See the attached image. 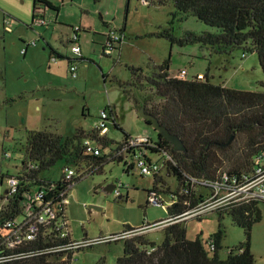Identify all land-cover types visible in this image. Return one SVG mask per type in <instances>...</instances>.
Returning a JSON list of instances; mask_svg holds the SVG:
<instances>
[{"label": "rangeland", "instance_id": "rangeland-1", "mask_svg": "<svg viewBox=\"0 0 264 264\" xmlns=\"http://www.w3.org/2000/svg\"><path fill=\"white\" fill-rule=\"evenodd\" d=\"M35 1L41 9L38 15L49 22L48 26L34 22ZM171 22L177 39H183L188 32L220 33L193 15L177 11L172 0L151 5L140 0H0V174L16 175L22 170L28 160L29 133L42 131L64 137H72L80 129L90 133L97 127L102 111L108 108L114 109L115 121L131 137L158 141V132L140 116L134 97L142 99L154 91L149 87L144 93L133 89L129 96L120 88V83L131 84V67L142 68L146 76H152L156 66L170 60L172 75L186 70L189 79L203 74L214 85L263 91L264 73L257 53L237 50L231 55L219 54L199 44H171L157 37ZM73 27L83 28L80 55L74 54L69 44ZM109 29L120 35L123 43L106 54L103 43ZM52 50L57 61L51 59ZM71 64L77 65V77L71 74ZM114 123L111 121L106 137L121 142L125 138L123 131ZM65 166L59 164L45 176L58 182ZM230 169L231 164L225 160L223 171ZM156 178L157 188L166 198L164 207L147 205L155 178L143 177L137 169L126 173L120 161L105 165L103 170L98 168L94 175L78 181L66 206L73 240L119 236L127 227L140 229L166 221L178 184L167 168ZM198 191L206 196L204 188ZM223 207L219 205L201 218L186 220L188 239L194 241L201 236L209 242L218 231L217 212ZM259 209L262 220L252 229L251 253L257 264H264V200L259 201ZM223 224L226 237L220 257L225 260L229 251L246 238L243 229L235 226L229 216H225ZM166 226L137 231L127 239L146 235L159 246ZM206 248L212 255L208 244ZM123 254V241L103 243L76 252L71 264H99L102 260L103 264H117Z\"/></svg>", "mask_w": 264, "mask_h": 264}, {"label": "trees", "instance_id": "trees-1", "mask_svg": "<svg viewBox=\"0 0 264 264\" xmlns=\"http://www.w3.org/2000/svg\"><path fill=\"white\" fill-rule=\"evenodd\" d=\"M146 5L154 2L165 4L169 0H140ZM175 8L182 14L193 15L199 21L220 31L219 34L204 33L197 35L188 32L183 39H177L172 28L160 31L157 37L167 39L171 44L180 46L199 44L210 47L219 54H233L237 50L257 53L260 66L264 73V0H172ZM49 6L48 3H46ZM40 7L34 2V22L44 18ZM58 11V10H57ZM117 50V49H115ZM52 50L51 59L57 57ZM69 62L72 60L67 58ZM170 60L156 66L155 74L146 76L142 68L131 67V84L120 83L124 95H131L133 89L144 93L146 87L153 94L136 97L139 109L142 102L146 112L158 119L172 134L178 136L186 147L185 153H179L174 146L158 134L154 153L167 152L172 155L175 164L167 165L169 176L177 180L178 189L173 196L177 203L167 208L168 219L174 221L203 201L186 176L196 179L216 181L226 173L230 177H241L253 172L254 158L264 152V82L262 92L239 91L225 86L214 85L208 75L205 81H188L174 78L170 74ZM150 126L151 123L146 121ZM115 127L121 129L115 122ZM122 130V129H121ZM123 131V130H122ZM124 140L116 142L106 136L101 137L95 130L90 133L78 130L72 137L53 133L33 131L26 142L28 163L39 165L31 170L24 181L28 183L25 191L38 185L39 177L59 164L75 165L85 168L86 174L94 175V170L118 161L111 156H94L87 153L84 141L90 139L100 145L102 151H120L131 137L123 131ZM232 141L230 142V140ZM231 164V169L223 171L224 161ZM126 173H128L126 171ZM158 178L151 190L160 193L157 188ZM80 179L65 184L74 186ZM22 191L11 200L6 212L0 218H14L20 213ZM150 202L148 200L147 205ZM218 231L210 240L215 242L216 250L210 255L201 236L192 241L187 237L186 221L173 222L163 229L164 241L161 245L151 242L146 235L134 236L122 240L124 254L117 264H257L251 253V236L255 224L261 222L262 212L258 202L245 204L230 203L219 209ZM2 215V216H1ZM225 216H229L234 225L243 229L245 242L238 248L229 251L227 259L220 257L222 242L226 237L223 224ZM159 224V223H158ZM144 230L127 227L124 232ZM121 242V241H120ZM65 244L67 240H58L54 244ZM53 243L42 242L39 249H50ZM75 254L65 252L44 254L30 260L15 264H71ZM103 260L99 264H103Z\"/></svg>", "mask_w": 264, "mask_h": 264}, {"label": "built area", "instance_id": "built-area-1", "mask_svg": "<svg viewBox=\"0 0 264 264\" xmlns=\"http://www.w3.org/2000/svg\"><path fill=\"white\" fill-rule=\"evenodd\" d=\"M146 4V2H144ZM37 24L48 26L49 22L45 18L37 20ZM72 37L69 39L71 50L74 54H82V49L79 45L81 39L82 27H73ZM105 42L103 43V51L108 54L111 50L116 49L117 44L123 43V38L112 29L104 35ZM34 44V43H32ZM57 61V57L52 58ZM71 74L77 77V65L71 64ZM174 78L188 81H205L206 75H198L191 79L188 78L186 70L180 71L173 75ZM116 117L114 109L108 108L102 111L96 132H99L101 137L108 134L111 126V121H115ZM115 126V123L113 124ZM151 138L130 137L125 142L124 147L120 151L103 152L100 145L95 141L87 139L84 141V146L87 153L94 156H111L124 164L128 173L135 169L138 170L141 176L157 177L163 170L167 168L169 163L175 164L171 154L167 152L154 153L152 149L156 148ZM159 156V158H155ZM162 158V159H160ZM253 172L243 174L239 177H230L224 173L220 179L213 181L208 179H196L191 176H186L191 182V185L198 194L203 196V201L193 210L178 216L174 221L166 220L162 223L153 226L144 227L142 229H151L154 227H162L175 222H183L190 218H201L204 215L214 212L219 205L245 204L250 202H258L264 200V152L258 154L254 158ZM39 165L28 163L26 167L22 166V170L16 175L0 174V213L6 212V208L11 205V200L22 191V200L20 205V213L14 218H0V264H15L30 260L44 254H59L65 252L66 256L69 253L91 248L103 243H117L129 238L133 232H123L119 236L99 238L94 241L73 240L69 222L66 215V206L68 196L72 191L73 186L65 184L74 179H83L88 176L85 168H79L75 165H67L63 168L62 177L58 182L51 181L50 178L43 173L39 177V184L35 187H26L28 183L24 181L26 175H29L31 170L38 169ZM204 188L206 196L201 194L198 189ZM166 198L161 193H153L149 196V202L152 205L165 206ZM3 203V204H2ZM177 203L175 196H172L169 207ZM2 216V215H1ZM58 240H67L65 244H54ZM53 243L50 249H39L42 242ZM209 250H216L215 242H208Z\"/></svg>", "mask_w": 264, "mask_h": 264}, {"label": "water", "instance_id": "water-1", "mask_svg": "<svg viewBox=\"0 0 264 264\" xmlns=\"http://www.w3.org/2000/svg\"><path fill=\"white\" fill-rule=\"evenodd\" d=\"M139 114L144 120L149 121L151 125L154 127V129L158 132V134H160L164 139L170 142L174 146L177 152L179 153L186 152V147L183 141L178 136L172 134L166 127L162 126L156 117L146 112L143 102ZM232 139L233 138H231L230 142L232 141ZM90 208L96 210L99 209L96 206H90Z\"/></svg>", "mask_w": 264, "mask_h": 264}, {"label": "crops", "instance_id": "crops-1", "mask_svg": "<svg viewBox=\"0 0 264 264\" xmlns=\"http://www.w3.org/2000/svg\"><path fill=\"white\" fill-rule=\"evenodd\" d=\"M170 74H171V73H170ZM171 75H172V74H171ZM172 76H173V75H172ZM120 257H121V256H120ZM120 257H119V258H120Z\"/></svg>", "mask_w": 264, "mask_h": 264}]
</instances>
